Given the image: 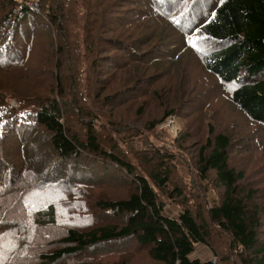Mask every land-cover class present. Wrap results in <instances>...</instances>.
I'll return each mask as SVG.
<instances>
[{
    "label": "trees",
    "instance_id": "16d2710c",
    "mask_svg": "<svg viewBox=\"0 0 264 264\" xmlns=\"http://www.w3.org/2000/svg\"><path fill=\"white\" fill-rule=\"evenodd\" d=\"M38 2L35 14L24 5L16 11L19 0H0L2 264H140L143 258L151 260L148 264H212L192 254L198 244L209 247L214 231L228 238L229 255L213 253L219 261L264 264L259 189L230 164L237 151L247 152L240 141L250 132L240 120L225 116L214 120L222 127L207 126L195 166L200 181L189 178L192 187L177 176L181 158L162 154L166 149L147 141L141 128L114 115L134 109L135 123L159 100L161 123L179 118L202 92L190 87L184 72L169 97L157 86L156 72L167 57L164 51L196 46L204 71L223 92L229 89L228 106L264 128V0ZM41 31L52 40H33ZM20 40L26 44L20 46ZM37 48L54 58L43 69L55 89L40 80L39 70L31 71L30 53ZM204 111L194 115L202 117ZM224 118L235 121L223 124ZM157 124L143 129L154 131ZM106 163L113 168L98 166ZM97 176L104 181H93ZM112 177L118 185L127 183V193L120 200L93 199L91 210L104 225L81 223L91 210L79 208L74 196L86 202L87 188ZM210 177L221 191L217 201L208 196L214 190L203 185ZM46 187L58 193L49 205L28 200L31 191L44 193ZM162 198L179 208L176 217L164 215ZM108 217L116 222L107 224ZM121 244L127 245L113 248ZM99 254L102 260L96 261Z\"/></svg>",
    "mask_w": 264,
    "mask_h": 264
},
{
    "label": "rangeland",
    "instance_id": "374dc122",
    "mask_svg": "<svg viewBox=\"0 0 264 264\" xmlns=\"http://www.w3.org/2000/svg\"><path fill=\"white\" fill-rule=\"evenodd\" d=\"M16 11L19 10L17 9ZM78 25H81L80 21L78 22ZM165 25H167V23H164V26ZM176 34L179 35L178 33ZM46 37L52 40V36L50 33L48 34L45 31H41L40 33H36L35 35H33V40H41L45 39ZM198 37V33H195L194 38L197 39ZM23 44L25 45L26 43L20 40V46ZM195 49L196 46L194 47V51H189L187 49L183 50L182 46L181 50L168 49V51H164V54L167 57L161 59L159 63V70L158 72H156L159 74L158 78L161 80V82L157 86L166 88L169 97L173 94V92L177 90V85L179 83L180 77L184 72L186 73L188 79L191 81L190 87L195 86L202 92V95L198 98V100L193 101L190 106L184 107L180 110V113H178L179 118L173 116L168 118L164 123H161V118L163 116L162 111L164 109H162L163 104L159 100L153 102L146 108L145 116L143 119H141V121H137L134 123V118H131L133 117L134 109L119 110L114 112V115L117 118L126 119L133 125L141 128L144 136L147 138V141L152 143L154 146L157 145V147L166 149L165 151H161L162 154L166 152L167 154L175 155L176 157L181 158V163L183 164L178 167L177 176L182 179V183H187L192 187L193 184L190 179H194L197 182L200 181L196 176L195 166L197 162L198 151L204 143L207 135V126L211 124L213 127H215V129L218 127H222L214 120H218L220 122L222 120V117L225 116H231L233 118H236L237 120H240V122H242L241 127L246 128L244 130L250 132L249 135L243 134L244 140L240 141L241 146H244L247 152L240 153L237 151L234 155L231 156L230 164L233 168L236 169V171H242L246 179L252 180L253 185L257 189H259L260 195L258 205L262 214H264V161H262V157L264 158V128L257 127V125L252 124V122L249 120L245 121L244 116H242L234 108L228 106L229 89H225L223 92V90L218 86L215 77L207 74L204 71L202 64L199 62V58L195 55ZM39 51L40 49L37 48L32 57L30 53L29 64L31 67V71L33 72L39 70V72L41 73L40 80H44L46 85H50V89H55V82L51 79V77H48L47 72L43 69L44 66H46L47 68L48 66L52 65L54 62V58L51 54L43 56L38 53ZM115 54L119 57L121 56V53L115 52ZM33 57L35 58L34 60ZM31 59L34 62L30 61ZM42 60H44V62H42ZM65 72H67L66 68ZM79 77L83 78L84 76L80 75ZM156 97L157 99L160 98L158 93H156ZM177 104L178 102L174 105L175 108L177 107ZM202 109L205 110L201 114L202 117L194 115V113L201 111ZM229 121L232 122L235 120H227V118H224L223 124ZM155 122H158V124L154 131H144V124L149 127L151 123ZM136 131L141 132L140 129ZM10 143L11 142H9L8 145ZM147 153H142L141 157L143 160L148 158V156H146ZM258 158H260L261 160H259ZM129 161L132 164L136 163L133 158H129ZM98 166H100V168L103 170L113 168L112 165L107 163L104 165L98 164ZM79 174L80 170L77 169V178L79 177ZM114 174H116L115 179L119 178V181L121 182L123 179L122 175H119L118 177L117 171ZM119 174H121V172ZM115 179L114 177H112V179H109L106 183H99L96 189L87 188L83 196V199L86 202L81 200L77 195L74 196L73 199L75 201H80L77 206L79 208H82V210L86 208V211H89L96 202H94L93 199L101 200L104 197H107L108 199L112 200H120L119 198H122V196L127 193L129 187L127 183L125 185H118L115 182ZM94 180L99 182L104 181L99 176L93 178V181ZM208 182L209 183H203V185L208 186L214 190V193L212 192V194H208V196L210 197V199L212 198L217 201L219 199V196L221 195V191L212 183V177H210ZM34 183H39V180L34 181ZM60 184L65 188V184L63 182H61ZM73 185H75V183ZM37 186H39V184H37ZM57 195L58 193H55V191L50 187H46L44 193H42V189L37 188L35 192L31 191L28 200L30 202L40 203L41 205L39 206H47L50 204L51 200L55 199ZM56 200L61 206H65V201L60 199ZM162 200L166 204L165 210L163 212L164 215H172L173 217H176L179 208L174 205L175 203L167 201L163 198ZM90 214H92L93 217H91ZM90 214H83L80 218L81 223H87L90 220V223H93L92 226L104 225L103 217H99L92 210L90 211ZM66 216L67 215H62V217ZM115 222L116 220L113 217H108L106 221L107 224H113ZM259 236L260 240L264 242V217L261 220ZM126 245L127 244H121L114 246L113 248L124 247ZM214 251L216 252V254H221L223 256L229 255L228 238L218 231H214L213 237L209 240V247L199 244L196 245L194 255L196 254L201 263L211 262L212 264H224L214 257ZM84 254L90 255L91 252L86 251L84 252ZM92 259H94V256L92 257ZM95 260H102V254L97 255L95 257ZM150 262L151 260H149V258H143L140 261V264H148Z\"/></svg>",
    "mask_w": 264,
    "mask_h": 264
},
{
    "label": "built area",
    "instance_id": "2783aa9c",
    "mask_svg": "<svg viewBox=\"0 0 264 264\" xmlns=\"http://www.w3.org/2000/svg\"><path fill=\"white\" fill-rule=\"evenodd\" d=\"M22 3L19 4L17 7L18 10H21L23 5H26L28 9L31 11L38 13L39 12V5L38 0H22Z\"/></svg>",
    "mask_w": 264,
    "mask_h": 264
},
{
    "label": "crops",
    "instance_id": "0c3cea01",
    "mask_svg": "<svg viewBox=\"0 0 264 264\" xmlns=\"http://www.w3.org/2000/svg\"><path fill=\"white\" fill-rule=\"evenodd\" d=\"M195 249H196V247H195ZM194 253H195V250H194V252H193V254H192V258H198L197 256H196V254L194 255ZM199 259V258H198Z\"/></svg>",
    "mask_w": 264,
    "mask_h": 264
},
{
    "label": "snow or ice",
    "instance_id": "6c2138e0",
    "mask_svg": "<svg viewBox=\"0 0 264 264\" xmlns=\"http://www.w3.org/2000/svg\"><path fill=\"white\" fill-rule=\"evenodd\" d=\"M0 264H2V261H0Z\"/></svg>",
    "mask_w": 264,
    "mask_h": 264
}]
</instances>
